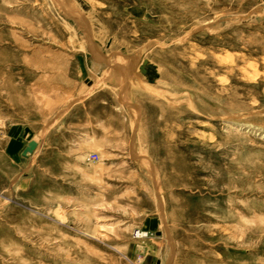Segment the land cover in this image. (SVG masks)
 <instances>
[{
    "label": "rangeland",
    "instance_id": "obj_1",
    "mask_svg": "<svg viewBox=\"0 0 264 264\" xmlns=\"http://www.w3.org/2000/svg\"><path fill=\"white\" fill-rule=\"evenodd\" d=\"M0 264H264V0H0Z\"/></svg>",
    "mask_w": 264,
    "mask_h": 264
},
{
    "label": "water",
    "instance_id": "obj_2",
    "mask_svg": "<svg viewBox=\"0 0 264 264\" xmlns=\"http://www.w3.org/2000/svg\"><path fill=\"white\" fill-rule=\"evenodd\" d=\"M147 68H150L151 69V66L148 64V62L143 61L140 69L146 75L151 76L152 73L151 72H147ZM148 82L151 83V84H155L156 83V79L150 78L148 80ZM26 132L30 135V137H29V143H28V145L26 146V148L22 152V156L25 157V158H28L31 155H33L35 153V151L37 150V148H38V142L33 138V135H32V133L30 132L29 129Z\"/></svg>",
    "mask_w": 264,
    "mask_h": 264
},
{
    "label": "crops",
    "instance_id": "obj_3",
    "mask_svg": "<svg viewBox=\"0 0 264 264\" xmlns=\"http://www.w3.org/2000/svg\"><path fill=\"white\" fill-rule=\"evenodd\" d=\"M27 145L23 146L22 143L18 141L17 139H14L10 142L8 152L11 158L13 159V161L17 159L20 160L21 158H23L22 152L24 151Z\"/></svg>",
    "mask_w": 264,
    "mask_h": 264
},
{
    "label": "bare ground",
    "instance_id": "obj_4",
    "mask_svg": "<svg viewBox=\"0 0 264 264\" xmlns=\"http://www.w3.org/2000/svg\"><path fill=\"white\" fill-rule=\"evenodd\" d=\"M142 61H143V60H142ZM142 61H141V63H142ZM127 65H128V63H127ZM127 65H126V66H127ZM140 67H141V65L139 66V68H140ZM121 70H125V69H124V68H121ZM125 72H126V71H125Z\"/></svg>",
    "mask_w": 264,
    "mask_h": 264
}]
</instances>
